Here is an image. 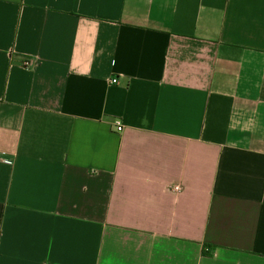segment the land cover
<instances>
[{
  "label": "crops",
  "instance_id": "obj_1",
  "mask_svg": "<svg viewBox=\"0 0 264 264\" xmlns=\"http://www.w3.org/2000/svg\"><path fill=\"white\" fill-rule=\"evenodd\" d=\"M0 264H264V0H0Z\"/></svg>",
  "mask_w": 264,
  "mask_h": 264
},
{
  "label": "built area",
  "instance_id": "obj_2",
  "mask_svg": "<svg viewBox=\"0 0 264 264\" xmlns=\"http://www.w3.org/2000/svg\"><path fill=\"white\" fill-rule=\"evenodd\" d=\"M109 82H110V83H117V78H116V77H111V78L109 79ZM115 127H116V129L119 130V131L122 129V126H121V124H120L118 121L115 122Z\"/></svg>",
  "mask_w": 264,
  "mask_h": 264
}]
</instances>
